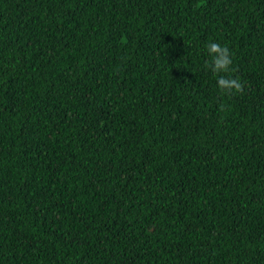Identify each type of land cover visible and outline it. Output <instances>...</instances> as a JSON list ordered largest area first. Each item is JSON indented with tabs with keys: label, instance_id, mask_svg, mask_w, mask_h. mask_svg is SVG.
Wrapping results in <instances>:
<instances>
[{
	"label": "trees",
	"instance_id": "trees-1",
	"mask_svg": "<svg viewBox=\"0 0 264 264\" xmlns=\"http://www.w3.org/2000/svg\"><path fill=\"white\" fill-rule=\"evenodd\" d=\"M0 264H264V0H0Z\"/></svg>",
	"mask_w": 264,
	"mask_h": 264
},
{
	"label": "clouds",
	"instance_id": "clouds-1",
	"mask_svg": "<svg viewBox=\"0 0 264 264\" xmlns=\"http://www.w3.org/2000/svg\"><path fill=\"white\" fill-rule=\"evenodd\" d=\"M206 53L209 60L205 63L204 67L217 75V87L221 96L242 94L245 85L238 77L232 75L235 69L232 67V53L229 48L217 42H209L206 45ZM219 107L223 111L226 105L221 103Z\"/></svg>",
	"mask_w": 264,
	"mask_h": 264
}]
</instances>
